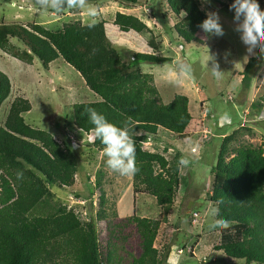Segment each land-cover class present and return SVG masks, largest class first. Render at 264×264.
Returning a JSON list of instances; mask_svg holds the SVG:
<instances>
[{"label":"trees","instance_id":"16d2710c","mask_svg":"<svg viewBox=\"0 0 264 264\" xmlns=\"http://www.w3.org/2000/svg\"><path fill=\"white\" fill-rule=\"evenodd\" d=\"M97 1L83 0V4ZM118 1L128 7L140 2ZM213 2L227 7L233 0ZM257 2L261 8L264 6V0ZM167 3L179 19L174 25L178 36L185 43L197 41L198 25L206 19L199 0ZM79 6L80 0H75L73 6L64 0L60 12ZM114 24L122 32L147 30L138 16L123 12L116 13ZM12 39L21 45L16 46ZM150 46L158 49L154 40ZM0 49L27 64L36 57L46 69L62 58L81 74L99 99L74 105V128L93 133L88 108L117 126L130 121L129 135L138 169L132 175L134 191L154 197L166 214L163 219L134 214L117 220L118 212L114 210L110 229L114 242L109 240L102 249L94 222H83L75 210L54 203L50 196L51 185H74L78 171L76 153L69 144L62 145L51 133L27 123L23 115L32 109V104L27 98L16 97L0 124V264H119L115 242H126L134 233L139 237L141 252L133 257L132 264H158L160 251L155 242L181 184L182 155L178 152L168 159L157 144L153 151L144 149L143 144L162 129L184 134L192 115L188 96L177 93L164 103L153 75L134 66L137 62L164 63L173 59L155 51L137 52L127 63L110 43L104 20L65 24L55 30L33 23L3 21ZM260 57L264 58L261 53ZM257 60L256 56L249 58L244 77ZM11 93V80L0 70V110ZM256 105L264 108V94ZM231 138L225 137L211 168L212 174L223 178L209 195L216 207L215 218L232 224L230 229L220 231V242L214 248L246 264H264V144L230 148ZM91 144L90 151H103L98 139ZM18 174H22L19 179ZM30 212L35 216L30 217Z\"/></svg>","mask_w":264,"mask_h":264},{"label":"rangeland","instance_id":"374dc122","mask_svg":"<svg viewBox=\"0 0 264 264\" xmlns=\"http://www.w3.org/2000/svg\"><path fill=\"white\" fill-rule=\"evenodd\" d=\"M199 2L205 13L218 12L223 36H208L200 29L197 41L185 43L174 30L179 19L170 10L167 0H140L130 7L118 0H98L59 13L38 9L37 0H0V22L33 23L55 30L65 24L104 20L110 43L127 63L137 52H154L150 41H156V54L171 57L172 62H137L134 68L153 75L164 103H169L177 93L188 96L192 115L184 134L162 129L156 139L143 144L144 149L151 151L156 150L154 145L157 144L168 159L179 152L190 161L187 167H181L180 187L156 238L155 247L160 251L158 264H246L214 248L220 242V231L210 228L217 219L216 207L209 195L223 178L212 174L211 168L226 136L232 137L228 142L230 148L264 144V108L256 105L264 94V58L257 51L253 56L258 60L244 77L243 71L252 56H248L247 48L235 31L234 12L229 10L232 2H228L227 7L213 0ZM90 10H94L95 15H91ZM261 10L264 12V6ZM117 12L138 16L147 30L122 32L114 24ZM12 42L21 45L17 40L12 39ZM208 51L213 59L207 62ZM213 63L223 72L219 79L207 68ZM181 65H189L191 71L181 74ZM0 69L12 84V93L0 110V124L12 100L24 96L32 104V109L23 115L26 122L73 148L78 157L75 183L63 188L51 185L50 196L54 203L75 210L83 222H94L102 249L109 240L114 242L110 234L114 210L118 212L117 220L131 216L128 213L163 219L165 211L154 197L135 193L134 188V192L130 190L132 175H119L107 167L103 151L94 148L90 151L94 133L74 128V105L99 97L73 66L58 58L46 69L36 57L32 64H27L0 49ZM123 197L128 212L122 216L118 207ZM28 215L33 217L35 213ZM115 243L119 264H132L133 257L141 252L135 233L126 242Z\"/></svg>","mask_w":264,"mask_h":264},{"label":"clouds","instance_id":"9594fccd","mask_svg":"<svg viewBox=\"0 0 264 264\" xmlns=\"http://www.w3.org/2000/svg\"><path fill=\"white\" fill-rule=\"evenodd\" d=\"M205 3H210L211 0H204ZM75 0H67L68 6H73ZM80 5L83 6V0H80ZM38 9L47 11L55 10L59 13L63 6L64 0H37ZM229 10L234 12L233 20L235 22V31L239 33L240 40L247 48L248 56H253L257 51L264 57V12H262L260 4L257 0H233L229 5ZM91 15H95L94 10H90ZM198 27L203 30L208 36H223L224 29L220 23V16L217 11L206 12L204 19ZM248 56L245 57L247 62ZM209 60L213 58L209 55ZM210 74L219 79L223 72L219 70V65L213 63L209 68ZM180 73L190 72L189 65H181ZM88 119L94 126V139H98L103 145V155L106 157V165L112 171L121 176L133 175L137 172L135 161V146L129 135L130 121L123 126H117L107 120V118L98 113L93 108L86 110ZM190 161L182 158L179 164L187 167ZM22 174H18L19 179ZM231 222L224 219H217L210 228L214 231H224L230 229Z\"/></svg>","mask_w":264,"mask_h":264},{"label":"crops","instance_id":"0c3cea01","mask_svg":"<svg viewBox=\"0 0 264 264\" xmlns=\"http://www.w3.org/2000/svg\"><path fill=\"white\" fill-rule=\"evenodd\" d=\"M4 52V51H3ZM1 70V69H0ZM2 71V70H1ZM22 97H24V96H22ZM25 98V97H24ZM153 138L154 139H156L157 138V135L156 136H153ZM150 141V140H149ZM159 144V143H158ZM131 179H132V176H131ZM129 188V187H128ZM127 188V189H128ZM130 190L131 191H133V179H132V182H131V184H130ZM134 192V191H133ZM123 201H124V197L122 198V200H121V202L119 203V207H118V209H119V212L121 213H119L120 215H122V213H127L128 212V209L127 208H125V206L123 205ZM129 215H132V214H130V213H128ZM123 216V215H122ZM147 217V216H146Z\"/></svg>","mask_w":264,"mask_h":264},{"label":"built area","instance_id":"2783aa9c","mask_svg":"<svg viewBox=\"0 0 264 264\" xmlns=\"http://www.w3.org/2000/svg\"><path fill=\"white\" fill-rule=\"evenodd\" d=\"M195 215L197 216V213H195Z\"/></svg>","mask_w":264,"mask_h":264}]
</instances>
